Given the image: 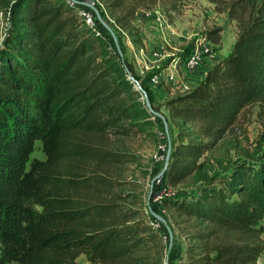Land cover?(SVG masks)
<instances>
[{
	"label": "trees",
	"instance_id": "1",
	"mask_svg": "<svg viewBox=\"0 0 264 264\" xmlns=\"http://www.w3.org/2000/svg\"><path fill=\"white\" fill-rule=\"evenodd\" d=\"M106 1L123 10L114 23L102 14L121 31L118 24L129 23L136 8L128 0ZM223 2L238 27L231 50L188 92L162 103L177 127L166 183L201 168L204 152L240 112L264 103V0ZM9 11L0 47V264H78L81 254L90 264H163L160 234L145 211L126 201L130 181L112 172L129 156L109 140L129 134L131 120L146 112L125 72L139 79L133 66L111 50L103 25L99 36L64 0H14ZM220 30L208 36L216 41ZM37 142L43 158L32 156ZM161 204L182 216L175 223H187L188 264H258L264 146L254 161Z\"/></svg>",
	"mask_w": 264,
	"mask_h": 264
},
{
	"label": "rangeland",
	"instance_id": "2",
	"mask_svg": "<svg viewBox=\"0 0 264 264\" xmlns=\"http://www.w3.org/2000/svg\"><path fill=\"white\" fill-rule=\"evenodd\" d=\"M13 1L0 0V47L3 46V39L10 30L9 10ZM87 1L92 3V0ZM98 1L113 19L123 12L121 9L113 11L108 8L106 0ZM128 3L136 8V12L129 23L118 24L121 31L115 30L114 33L123 57L133 66L138 80L144 82L150 95L153 96L154 105H159L158 111L166 117L168 129L166 132L161 118L153 116L147 110L144 98L141 96L139 100L146 112L131 120L134 128L129 134L111 137L109 140V145L113 149L127 153L129 156L128 161L116 167L113 166L112 172L114 176L130 181L129 183L133 187L125 186L123 188L126 195H131L126 201L130 206L145 211L146 218L150 223H153V227L160 234L164 247L163 264H165L166 254L169 257L171 252H173L171 264H188L185 250L189 239L184 234L186 232L184 226L187 223H175V220L180 221L182 216H178L174 207L162 205L160 201L155 200V196L164 185L171 187L178 196L192 195L205 180L227 174L238 163L254 161L264 146V103H251L240 112L233 126L210 150L204 152L200 159H204L201 168L176 184L164 182L162 176L155 180L154 183L157 186L155 189L153 188L149 205L166 219L172 231L173 244L168 252V232L164 224L156 221L151 215L147 208V202L149 183L162 170L168 148V138L170 143L175 142L177 127L175 121L169 118L168 112L162 104L165 97L155 98L154 87L147 82L146 76L140 75L141 64L144 61L149 62L154 51H161L163 55H181L193 50L199 41H202L210 49V52L214 53L217 46L221 44L222 36H224V41L236 38L238 27L235 20L233 26L227 27V24L231 23L233 19L227 16L223 0L217 4L208 0H128ZM157 12L164 15L165 21L168 23L167 26H161L155 21L154 17ZM217 27H220L221 30L215 41V38L208 36V31ZM223 28L224 33L221 34ZM107 33L111 50L118 54L109 32ZM167 33L171 37L174 36V39H171L172 42H168L164 38ZM140 47L143 48L142 53L139 52ZM216 59L217 56L214 57L215 61ZM162 146L165 147L164 158L156 161L154 157ZM32 156L44 157L39 142H37ZM136 196H140V198H136ZM261 236L264 238V234ZM76 261L78 264H90L83 254Z\"/></svg>",
	"mask_w": 264,
	"mask_h": 264
},
{
	"label": "built area",
	"instance_id": "3",
	"mask_svg": "<svg viewBox=\"0 0 264 264\" xmlns=\"http://www.w3.org/2000/svg\"><path fill=\"white\" fill-rule=\"evenodd\" d=\"M64 1L68 5L73 7L74 11L78 14V16L97 35L103 36L104 30L101 29L99 26L102 24L98 20L95 11L90 7L84 6L76 2V1H87V0H64ZM91 4L97 9L100 17L105 22L107 21L103 18V16L110 23H114L113 19L108 15L106 9L98 0H92ZM154 18L159 25L161 26L168 25V23H166L165 21L164 15L161 14L160 12H157ZM142 51L143 48L140 47L139 52L142 53ZM204 57H208L209 60H213L214 54L210 52V49L206 47V45H204L202 41L197 42L193 50H191L184 57L175 54L163 55L161 51L157 50L152 53V59H150L149 62L144 61L141 64L140 75L142 77L146 76L148 79V83L152 87H159L160 85H162V83H166L169 85L173 95L185 93L188 92L193 86L191 84V79L188 78L189 77L188 73L194 72L204 61ZM180 70L186 72L187 74L183 76ZM134 87H136L137 90L139 88L136 85ZM164 152H165V147L162 146L159 152L155 155L154 157L155 160L156 161L162 160L164 158L163 156ZM174 194H176V192H174L171 189V187L164 185L159 189V192L155 196V200L161 202V200L164 197L172 196ZM150 224L152 225L153 223Z\"/></svg>",
	"mask_w": 264,
	"mask_h": 264
},
{
	"label": "water",
	"instance_id": "4",
	"mask_svg": "<svg viewBox=\"0 0 264 264\" xmlns=\"http://www.w3.org/2000/svg\"><path fill=\"white\" fill-rule=\"evenodd\" d=\"M76 2L79 3V4H82V5H84V6L90 7L91 9H93V10L95 11L98 20H99L100 23L103 25V27H105V29L109 32L111 38L113 39L114 44H115V47H116V50H117L119 56H120V57H123V53H122V51L120 50V46H119L118 40H117V38H116V35H115L113 29L110 27V25H109L107 22H105V21L100 17V15H99L97 9H96L91 3L87 2V1H76ZM125 72H126L127 78H128L131 82H133L134 86L136 85V86L139 87L138 90L141 92V94H142V96H143V98H144V104H145L147 110H148L153 116H158V117L161 118L162 123H163V126H164V129H165L166 132H167L168 124H167V120H166L165 116H164L161 112H159V111L153 109L152 104H151V101H150L149 96L147 95L145 89H143V88L141 87V84H140L139 80L136 79L126 67H125ZM135 88H136V87H135ZM136 89H137V88H136ZM170 152H171V144H170V141H169V138H168V148H167V152H166V155H165L164 166H163L162 170H161L157 175H155V176L151 179V181H150V183H149L148 202H147V208H148L149 212L151 213V215L154 217L155 220H157V221L163 223L164 226H165V228H166V230H167V232H168V235H169V239H168V240H169V241H168V252L171 250V248H172V244H173V234H172V231H171V229H170V227H169V225H168L166 219H165L164 217H162L161 215H159L158 213H156V212L151 208V206L149 205V201H150L151 194L153 193V186H154V182H155V180H157L158 178H160L161 176H163V174L165 173V170H166V167H167V164H168L169 158H170ZM167 260H168V254H166V256H165V264H167Z\"/></svg>",
	"mask_w": 264,
	"mask_h": 264
},
{
	"label": "crops",
	"instance_id": "5",
	"mask_svg": "<svg viewBox=\"0 0 264 264\" xmlns=\"http://www.w3.org/2000/svg\"><path fill=\"white\" fill-rule=\"evenodd\" d=\"M209 1V0H208ZM212 3V2H211ZM210 3V4H211ZM234 24V20L231 21V23L227 24V27H230L231 25L233 26ZM236 27V26H235ZM224 33V28L221 31V34ZM163 37V36H162ZM164 38H166L168 40V42H172L171 39H174V36H170L168 35V33L166 34V36L164 35ZM158 40V39H157ZM235 37L233 38V40L231 41H224V36H222L221 38V44H219L217 46L216 51L213 53L214 57L217 56V60L222 59L224 56H226L228 54V52L231 50L233 43H234ZM213 58V60H209L208 57H204V61L201 63V65L192 73H188L189 77L191 79V84L194 85L199 79H201L204 74L206 73V71L216 62ZM181 69V68H180ZM181 74L183 76H185L187 73L180 70ZM153 92L154 97L155 98H159L160 96L162 97H169L172 96V92L170 90V87L168 84L166 83H162V85H160L159 87H154ZM264 234V233H263ZM257 263H261L264 264V253H262L257 260Z\"/></svg>",
	"mask_w": 264,
	"mask_h": 264
}]
</instances>
